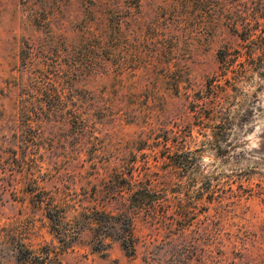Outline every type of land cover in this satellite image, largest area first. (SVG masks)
I'll return each instance as SVG.
<instances>
[{
  "label": "rangeland",
  "instance_id": "rangeland-1",
  "mask_svg": "<svg viewBox=\"0 0 264 264\" xmlns=\"http://www.w3.org/2000/svg\"><path fill=\"white\" fill-rule=\"evenodd\" d=\"M127 183H150L152 214L132 257L97 253L108 225L88 217L125 210ZM20 246L32 264H264V0H0V264Z\"/></svg>",
  "mask_w": 264,
  "mask_h": 264
},
{
  "label": "trees",
  "instance_id": "trees-1",
  "mask_svg": "<svg viewBox=\"0 0 264 264\" xmlns=\"http://www.w3.org/2000/svg\"><path fill=\"white\" fill-rule=\"evenodd\" d=\"M120 175L115 174L114 177H119ZM110 182V181H109ZM150 184V183H149ZM149 184L144 185V189L142 191H150L152 190V186ZM128 191L126 192V197H122V194H120L118 190V194L120 198H123V201L126 202L127 206L126 209L123 211H119L115 215H112L109 212L104 211H95L91 213V215L88 217L90 221H93L96 225L106 224L108 225V233H102L100 237H94L95 244L91 248V250H94L95 252L99 253L100 251L104 250L105 240H112L114 242H117L120 249L124 252V254L128 257H132L134 254V241L132 237V219L133 216L143 211L144 213L147 212L148 214H152L150 212V207L143 204L142 197V191L135 190L133 191L130 187L133 185H130L127 183ZM117 192V191H116ZM112 198V197H111ZM47 211L45 213V218L48 220L49 224H51L53 231L57 236H59V229L58 225L60 224L61 220H63V208L57 207V206H50L48 205ZM82 226L80 227V229ZM75 237V236H74ZM59 239V237H58ZM59 243H62L63 240L58 241ZM103 255V254H102ZM16 260L18 264H32V260L38 261V257L34 256L28 249L23 248L20 246L17 249V255Z\"/></svg>",
  "mask_w": 264,
  "mask_h": 264
}]
</instances>
